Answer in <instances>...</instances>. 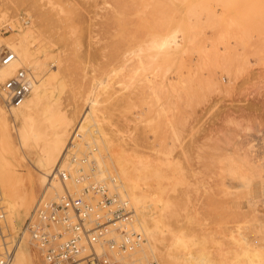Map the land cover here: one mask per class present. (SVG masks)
Wrapping results in <instances>:
<instances>
[{"label":"rangeland","instance_id":"obj_1","mask_svg":"<svg viewBox=\"0 0 264 264\" xmlns=\"http://www.w3.org/2000/svg\"><path fill=\"white\" fill-rule=\"evenodd\" d=\"M0 11L20 22L32 15L39 43L61 62L69 116L79 102V117L85 105L76 100L95 92L106 137L164 162L152 195L162 233L155 255L141 264H174L162 253L179 234L189 256L183 264H246L244 248H264V0H0ZM40 11L56 20L49 28ZM174 27L181 30L179 49L171 57L156 54L152 41ZM55 65L50 58L48 66ZM10 155L23 180V220L10 225L15 239L44 185L15 149ZM87 162L80 188L95 182L88 171L95 163ZM28 245L32 264H45Z\"/></svg>","mask_w":264,"mask_h":264},{"label":"bare ground","instance_id":"obj_2","mask_svg":"<svg viewBox=\"0 0 264 264\" xmlns=\"http://www.w3.org/2000/svg\"><path fill=\"white\" fill-rule=\"evenodd\" d=\"M27 17L31 18L32 15L27 13ZM40 17L42 25L44 24L46 27L56 21L50 12L40 11ZM16 18L13 17L11 20L9 17L5 18L4 13L2 14L0 11V28L12 22L11 34L2 36L0 32V47L9 48L16 54V58L10 64L0 67V81L10 77L18 67L29 69L32 77L31 91L21 104L11 109V112L7 114L4 111L0 100V206L5 213L4 231L16 246L11 264H32L30 251L24 244L26 241L28 245L29 241L26 240V235L18 234V237L14 239L10 231V225L14 227L15 223L17 225L22 223L20 209L24 202L21 195L22 177L15 171L9 159L13 149L18 152L22 161L38 173V183L44 185L33 205L40 197L55 199L61 193L63 181L59 177V171L64 170L71 176L83 174L86 179L88 175L82 172L83 163L88 161L89 166L94 161L96 169L94 171L88 169L92 177L98 178L96 180L93 177L94 181L115 190L122 198L127 199L134 210L133 226L142 233L144 241L132 252V259L141 262L147 254L155 255L158 248L157 234L161 231L160 222L162 221H159L160 216L154 211L156 198L154 199L152 195L159 186H154L153 178L156 177L159 179L158 181L163 178L164 171L162 173L163 167L160 166L163 161H159L160 164L154 157V159L150 156L138 157L124 145L114 144L113 140L106 137L105 128L100 122L104 113L102 112L103 104L95 92L88 93L76 100V102L82 101L85 105L79 117L76 116L79 111L77 108L79 102L74 104L72 116H69L61 101L64 89L61 62L57 57L50 55V49L47 50V47L45 48L43 44L39 43L41 30L35 26L34 22L24 25ZM159 37L158 42L152 41L151 44L157 49L156 54L170 56L177 52L182 39L181 30L178 27H174ZM123 56L125 57L126 54L124 53ZM50 58L56 62L55 69L48 66ZM108 77L104 79L106 82H102L103 86L108 82ZM99 82L101 83V80ZM99 82L95 81L92 85L93 88L99 86ZM9 116L11 122H8ZM76 130L82 132L78 133ZM97 140H100V144L96 142ZM89 143L91 144L90 149L80 148ZM87 149L93 158H90V155H84L78 159L77 153ZM243 161L247 162L245 159ZM249 167L252 169V166L249 165ZM234 169L230 166L226 170L228 173H233ZM27 172L31 185L34 186V175L29 169ZM67 182L69 181L65 180V183ZM70 184L72 183L70 182ZM72 185L78 192L80 191L79 186ZM159 214L162 213L159 212ZM184 239L183 234L173 237L172 242L164 247L163 262L166 259L174 264H183L184 261H187L189 256L185 257L184 251L187 245ZM243 251L247 255L246 264H264V248L252 250L244 248ZM242 260L244 261L241 259L240 262Z\"/></svg>","mask_w":264,"mask_h":264},{"label":"built area","instance_id":"obj_3","mask_svg":"<svg viewBox=\"0 0 264 264\" xmlns=\"http://www.w3.org/2000/svg\"><path fill=\"white\" fill-rule=\"evenodd\" d=\"M21 23L27 25L29 18L21 16ZM0 30L7 33L12 28L6 24ZM15 58L13 50L0 47V67ZM31 85V72L25 67H18L0 81V98L8 113L22 103ZM70 176L59 171L61 193L55 199L38 198L18 234L28 237L45 264H141L131 254L144 236L133 226L134 210L127 199L97 182L83 186L79 192L74 186L71 190L65 183ZM84 179L79 174L71 183L80 186ZM4 222L0 206V264H11L16 246L4 233Z\"/></svg>","mask_w":264,"mask_h":264},{"label":"crops","instance_id":"obj_4","mask_svg":"<svg viewBox=\"0 0 264 264\" xmlns=\"http://www.w3.org/2000/svg\"><path fill=\"white\" fill-rule=\"evenodd\" d=\"M26 245H27V244H26ZM27 247H28V249H29V251H30V249H31L30 246L27 245Z\"/></svg>","mask_w":264,"mask_h":264}]
</instances>
